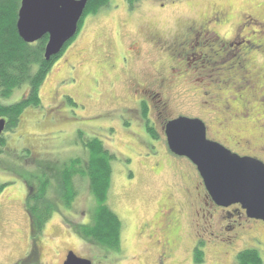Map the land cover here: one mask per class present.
<instances>
[{"label":"rangeland","instance_id":"obj_1","mask_svg":"<svg viewBox=\"0 0 264 264\" xmlns=\"http://www.w3.org/2000/svg\"><path fill=\"white\" fill-rule=\"evenodd\" d=\"M234 1L240 3L246 0ZM124 2L109 0V6L102 7L95 14L91 10L85 12L72 39L75 43L72 48L79 51V47H86L92 58L91 63L77 66L75 61L69 60L68 55L57 58L41 84V106L28 108L22 122L6 132L5 128L1 136L0 264H13L26 256L30 249L26 201L28 188L32 184L41 190L40 196L43 195L35 206L40 210L45 206L52 209L43 224L39 242L44 264H62L70 250L90 259L93 264H156L160 247L151 243L148 235L143 233V224L156 217L159 204L167 195L184 207L186 194L195 192L193 176L185 180L182 177V171L191 173L187 164L173 156L166 140L147 135V125L152 127L153 120L146 118L148 124H144L142 117L146 115H141L137 103L139 97L133 89L126 87L119 74L112 75L96 67L104 43L115 32L122 30L123 22L129 23L132 31L137 25L163 29L169 25L174 27L188 13L171 8L163 16L154 8L153 0H140L136 13L126 16ZM114 5L120 7L112 9ZM252 30L256 28L252 27ZM126 39L127 36L121 34L119 42L124 44ZM197 56L193 54L189 58L193 61L198 59ZM200 60L206 65L205 58L201 57ZM205 67L206 72L211 70L207 65ZM190 75L192 79L203 77ZM62 80L65 83L60 85ZM200 80L206 82L204 78ZM205 82L198 86L190 84L192 89L186 95H179L180 91L177 90L179 93L176 92L170 104L171 119L178 115L200 114L197 109H201L199 101L202 90L206 89ZM28 90L29 85L25 83L3 102L17 103L27 95ZM64 93L74 100L73 104L65 101L64 97L62 101ZM159 98L156 96L148 100L156 104ZM129 110L137 115H129ZM147 113L150 114L151 110L148 109ZM94 138H99L117 156L112 162L108 204L123 223L118 252L89 242L82 236L83 225L93 224L96 208L88 177L74 169L73 173L69 171L73 174V185L65 176L62 181L61 172L67 170L73 160L89 159L90 150L83 146V142ZM79 167L78 164L76 169ZM205 219L196 221L201 227L199 234L206 239L203 264H237V254L248 248L257 249L264 264V224L247 223L242 219L239 221L243 222L242 227L238 226L232 233H221L216 218L211 220L212 228ZM234 219L223 220V223L229 226ZM191 223L192 219L183 214V240L164 264H196L193 248L197 237ZM209 229L219 237L210 236ZM229 234L233 235L231 240H228Z\"/></svg>","mask_w":264,"mask_h":264},{"label":"flooded vegetation","instance_id":"obj_2","mask_svg":"<svg viewBox=\"0 0 264 264\" xmlns=\"http://www.w3.org/2000/svg\"><path fill=\"white\" fill-rule=\"evenodd\" d=\"M124 1L125 15L135 14L140 0ZM153 1L154 8L163 16L171 8L188 15L182 17L184 20L179 19L174 27L169 25L163 29L137 25L132 31L129 23L123 22L122 30L107 38L104 50L96 60V67L112 75L119 74L126 87L133 89L139 97L137 103L141 115H146L142 117L144 124L147 123L146 118L153 120L151 129H154L155 136L146 129L150 138L167 142L165 126L169 121L180 116L199 118L206 125L208 139L242 157H253L264 162V0L240 3L234 0ZM119 7L114 5L112 9ZM252 27L256 30H252ZM121 34L127 36L124 44L119 42ZM71 41L57 58L68 55L69 60L75 61L77 66L90 64L92 58L88 49L79 47L78 51L72 48L75 43ZM193 54H198V59L191 61L189 57ZM201 57L210 67L209 72L205 71L206 65L201 62ZM190 73L203 77L192 79ZM203 78L206 82L200 80ZM204 82L206 89L202 90L199 101L201 109L196 108L200 114L178 115L171 119L170 104L177 90L180 91L179 95H186L192 89L190 84L198 86ZM63 83L65 80L59 84ZM154 92L160 97L156 104L148 100L156 97ZM68 95L62 94V101L63 97L66 101ZM148 109L151 110L150 114L147 113ZM129 112V115L133 114L132 110ZM154 117L157 119L154 120ZM173 156L186 163L191 170V173L182 171V177L185 180L193 176L195 192L186 194L184 207L167 195L159 204L156 217L143 224V233L148 235L151 243L160 247L156 264H164L181 244L183 214L192 219L191 226L197 237L194 248L199 242L206 241L199 234L201 227L196 223L198 220L208 219H205L207 225L212 228L211 220L216 218L221 233H232L238 226L242 227L243 222H239L242 219L247 223L264 224L261 220L249 218L239 204L229 207L216 204L196 165L187 157ZM28 189L30 194L40 195L41 190L33 184ZM233 218L236 219L231 221L232 224L224 225L223 220ZM31 221L29 219L30 233L33 227ZM208 233L219 237L214 230L209 229ZM232 238L233 235L229 234L228 240Z\"/></svg>","mask_w":264,"mask_h":264},{"label":"trees","instance_id":"obj_3","mask_svg":"<svg viewBox=\"0 0 264 264\" xmlns=\"http://www.w3.org/2000/svg\"><path fill=\"white\" fill-rule=\"evenodd\" d=\"M21 2L22 0H0V119L6 121L5 132L22 122V117L28 108L41 106V84L46 78L52 62L58 57H54L50 62L45 60L48 36L35 43H27L20 37L17 20ZM107 6H109V0H89L86 11L91 10L95 14L99 9ZM25 83L29 85V90L19 102L14 104L3 102L11 96L16 88ZM67 100L73 104L70 97ZM147 130L152 131L148 125ZM153 136H155L154 133ZM79 137L83 138L81 132ZM83 146L90 150L89 159L85 161L80 158L73 160L72 165L61 172L62 181L65 176L73 185L72 173L74 169L75 172H80L83 176L88 177L96 208L94 222L89 226L83 225L82 236L89 242L118 252L121 245L123 223L108 204L113 171L112 162L117 159V156L115 153H111L99 138L84 140ZM78 164L80 167L76 169ZM69 171L72 172V175ZM67 175L71 176L67 177ZM28 192L26 210L33 223L31 246L26 256L13 264H44L39 252V242L43 224L49 218L52 209L49 206H45L42 210L38 209L35 202L43 195H32L30 191ZM204 246V242H199L193 249V258L196 264L205 262ZM237 264H263V259L257 249L248 248L237 254Z\"/></svg>","mask_w":264,"mask_h":264},{"label":"water","instance_id":"obj_4","mask_svg":"<svg viewBox=\"0 0 264 264\" xmlns=\"http://www.w3.org/2000/svg\"><path fill=\"white\" fill-rule=\"evenodd\" d=\"M89 0H22L17 29L27 43L48 36L45 60L59 56L76 36ZM6 127L0 119V137ZM170 151L196 165L205 187L216 204H239L249 218L264 222V162L242 157L207 137L199 118L180 116L165 126ZM63 264H93L70 250Z\"/></svg>","mask_w":264,"mask_h":264}]
</instances>
